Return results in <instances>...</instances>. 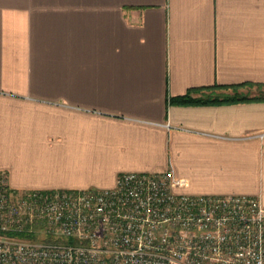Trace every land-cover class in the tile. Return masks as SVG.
Segmentation results:
<instances>
[{"label": "crops", "instance_id": "crops-1", "mask_svg": "<svg viewBox=\"0 0 264 264\" xmlns=\"http://www.w3.org/2000/svg\"><path fill=\"white\" fill-rule=\"evenodd\" d=\"M244 83L264 86V0H0V171L81 189L173 167L264 202V93L170 103Z\"/></svg>", "mask_w": 264, "mask_h": 264}, {"label": "built area", "instance_id": "built-area-1", "mask_svg": "<svg viewBox=\"0 0 264 264\" xmlns=\"http://www.w3.org/2000/svg\"><path fill=\"white\" fill-rule=\"evenodd\" d=\"M173 167L19 190L0 171V264H264L259 194L191 193Z\"/></svg>", "mask_w": 264, "mask_h": 264}, {"label": "trees", "instance_id": "trees-1", "mask_svg": "<svg viewBox=\"0 0 264 264\" xmlns=\"http://www.w3.org/2000/svg\"><path fill=\"white\" fill-rule=\"evenodd\" d=\"M251 85L250 83L204 86L190 89L185 95L170 98V103L175 104H220L239 101L256 100L259 97L240 92L241 87ZM263 85V84H259ZM218 90L223 92H218ZM231 92H228V91Z\"/></svg>", "mask_w": 264, "mask_h": 264}, {"label": "rangeland", "instance_id": "rangeland-1", "mask_svg": "<svg viewBox=\"0 0 264 264\" xmlns=\"http://www.w3.org/2000/svg\"><path fill=\"white\" fill-rule=\"evenodd\" d=\"M239 91L243 92V93H248V94H258V93L263 94L264 93V86L248 85V86H245V87H241L239 89ZM218 92H223V91L218 90ZM228 92H231V91L229 90Z\"/></svg>", "mask_w": 264, "mask_h": 264}]
</instances>
